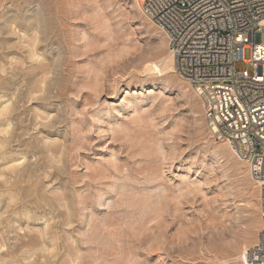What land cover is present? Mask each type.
I'll return each instance as SVG.
<instances>
[{"label": "rangeland", "instance_id": "374dc122", "mask_svg": "<svg viewBox=\"0 0 264 264\" xmlns=\"http://www.w3.org/2000/svg\"><path fill=\"white\" fill-rule=\"evenodd\" d=\"M136 2L0 0V105L12 110L0 140L25 158L1 179L22 176L0 188V255L15 253L0 264H242L256 242L247 168L213 140L184 80L146 69L169 52ZM29 238L39 245L15 247Z\"/></svg>", "mask_w": 264, "mask_h": 264}, {"label": "built area", "instance_id": "2783aa9c", "mask_svg": "<svg viewBox=\"0 0 264 264\" xmlns=\"http://www.w3.org/2000/svg\"><path fill=\"white\" fill-rule=\"evenodd\" d=\"M142 11L165 36L213 140L247 168L261 228L241 263L264 264V0H143Z\"/></svg>", "mask_w": 264, "mask_h": 264}, {"label": "bare ground", "instance_id": "6f19581e", "mask_svg": "<svg viewBox=\"0 0 264 264\" xmlns=\"http://www.w3.org/2000/svg\"><path fill=\"white\" fill-rule=\"evenodd\" d=\"M142 1L143 0H137V5H138V8H139V10L141 11V14H143L142 12ZM146 18V17H145ZM32 19V18H31ZM36 19V18H35ZM35 19H33V20H35ZM147 19V18H146ZM29 21H30V18L28 19ZM150 23H152L149 19H147ZM10 22V21H9ZM25 22H28L27 20L25 21ZM35 22V23H34ZM42 21L40 20V19H38L37 21H33V25H32V27H34L36 30H37V28H38V31H39V29L42 27V30H43V25L41 26L40 24H43V23H41ZM31 23H32V20H31ZM153 24V23H152ZM12 25V24H11ZM154 25V24H153ZM27 26V25H26ZM29 27H31V26H28V28ZM11 28V27H10ZM27 28V27H26ZM13 29V28H12ZM31 29V28H30ZM35 29H33V31L35 32ZM32 30V29H31ZM45 30V29H44ZM11 31V30H10ZM14 32V31H13ZM37 32V31H36ZM36 34V33H35ZM39 34H40V32H39ZM38 35V34H37ZM39 36V35H38ZM36 38V37H35ZM40 39V38H39ZM38 39V40H39ZM37 40V39H36ZM36 40L35 41H33V42H36ZM40 41V40H39ZM31 45H32V43H31ZM34 45V44H33ZM32 45V46H33ZM29 46H30V44H29ZM36 46V45H35ZM35 46H34V48H35ZM31 49V48H30ZM32 50H33V48H32ZM35 52H37V51H35ZM28 57H29V60L30 59H34V57H36V59H34V60H38V59H40L39 57H42V56H40L39 54L37 55V54H35L34 52H30V54H28ZM38 62V61H37ZM160 62H161V64H160ZM160 62H158L159 64H157V63H151V64H149V65H147V67H146V69L148 70V71H150V72H152V73H157V74H162V73H174L175 72V68H174V62H173V57H172V55H171V53L169 52V54L167 55V56H165L163 59H162V61H160ZM46 65V64H45ZM47 67V66H46ZM43 68H44V66H43ZM44 72V76H46L47 75V72L44 70L43 71ZM43 72H42V74H43ZM42 81H44V79H42ZM46 82V81H45ZM41 84V83H40ZM43 84V83H42ZM46 84V83H45ZM44 85V84H43ZM43 85H42V88H43ZM47 87V86H46ZM35 88V87H34ZM40 88H41V86H40ZM59 88V87H58ZM37 89H38V87H37ZM31 90V89H30ZM35 90H36V88H35ZM40 90H45V89H40ZM39 90V92H41ZM38 91V90H37ZM47 92V91H46ZM38 93V92H37ZM29 94H34V91H33V89L31 90V92L29 93ZM8 104V103H7ZM12 105H13V103H12ZM9 106H10V104H9ZM9 106L8 105H0V119H2V118H6V116L8 115V114H12V110H10L9 109ZM14 112V111H13ZM10 116V115H9ZM2 121V120H1ZM8 124V123H7ZM5 125H6V123H5ZM8 126L6 127V126H3L2 124L0 125V135L1 136H5V135H7L8 134ZM6 137V136H5ZM3 139H5V138H3ZM9 139V138H8ZM13 139V138H12ZM7 142V141H6ZM5 140H0V159H2V161H7L4 165H2V169H1V171H0V180L2 179V178H4L5 177V175H6V171H10V173L12 174L15 170H17V169H19L18 167H19V165H21L20 164V162L21 161H19V160H24L25 158L24 157H21L19 160H13V159H8V157H5L4 155H5V152L3 151L4 150V146H5ZM12 156V155H11ZM11 158V157H10ZM11 171H13V172H11ZM18 171H21V170H17V172ZM27 171V170H26ZM24 172V171H23ZM15 173H16V171L14 172V175H15ZM25 173V172H24ZM28 173H29V171H28ZM27 173V174H28ZM31 173V172H30ZM29 173V175H26V177L28 176V178H31V177H33V176H31V174ZM9 175V174H8ZM19 175V174H18ZM7 176V175H6ZM17 177V178H16ZM7 178V177H6ZM6 178L5 179H3V180H1L0 182V188H2L3 187V189H6L7 187H8V184H9V188H11V187H13V186H17L18 184H17V179H19L20 181H21V179L20 178H22V176L21 177H19V176H15V178L14 179H12V181H9L10 180V178H9V180L8 181H5L6 180ZM8 179V178H7ZM11 195V194H10ZM15 195V194H14ZM10 197V196H9ZM9 199V198H8ZM13 198L11 197L10 198V200H12ZM17 200V199H16ZM42 200V199H41ZM7 209L8 208H10L11 210H14V207L13 206H11V203H8L7 202ZM14 205H15V203H14ZM26 208V207H25ZM25 210V209H24ZM14 212V211H13ZM6 213V212H5ZM2 215V214H1ZM0 215V216H1ZM16 216V215H15ZM21 216H23V215H21ZM28 216H29V214H28ZM25 217V216H24ZM13 218V217H12ZM16 218V217H15ZM7 219H9V218H7ZM26 219H27V216H26ZM3 220H4V218H3ZM15 220V219H14ZM13 221V220H12ZM6 222H8L9 223V221H6ZM6 222H4V225H5V223ZM2 224V223H1ZM10 224H12V222L10 221V223H9V225ZM3 225V226H4ZM50 225V224H49ZM8 227V226H7ZM50 227H51V225H50ZM45 228H47V226H45ZM8 229V228H7ZM6 229V230H7ZM9 229H11L10 227H9ZM8 229V230H9ZM5 230V229H4ZM21 230V229H20ZM19 230V231H20ZM45 231L44 232H46V229H44ZM13 231V230H12ZM41 231V230H40ZM6 232V231H5ZM4 232V233H5ZM9 232V231H8ZM43 232V233H44ZM7 233V232H6ZM40 233V232H39ZM41 234H42V232H41ZM40 234V235H41ZM6 235V234H5ZM48 235V234H47ZM44 237H45V235H43ZM41 238V237H40ZM7 239V238H6ZM9 239V238H8ZM3 240V239H2ZM50 240V239H49ZM38 244V239H37V241H36V239L35 238H29L28 239V241L27 242H22L20 245H17V246H15V247H17L18 249L19 248H26V249H28V248H30V247H33L35 244ZM40 243V242H39ZM2 244V242L0 243V251L2 250V249H4V245H1ZM39 245V244H38ZM47 244L45 243V241L44 240H42L41 241V247H40V249L39 248H37V249H39V251H40V253L42 252V253H47L48 254V252L49 251H52V249L51 248H46L47 246H46ZM37 246V245H36ZM10 247V246H9ZM49 247V246H48ZM54 247V246H53ZM6 249V248H5ZM51 249V250H50ZM9 250V249H8ZM8 250H6L3 254H1L2 256L4 255V256H7L9 259H11V260H13V262L15 261L14 260V257H15V253H14V251L12 252H8ZM54 250V249H53ZM16 251V250H15ZM245 252V251H244ZM49 253H51V252H49ZM17 254V253H16ZM0 255V256H1ZM42 255V254H41ZM40 255V256H41ZM44 255H46V254H43V257H42V259L44 258L45 259V257H44ZM243 255V254H242ZM242 255L240 256V259H241V257H242ZM55 256V255H54ZM33 256L31 255V257H29L30 259L32 258ZM46 257H48V256H46ZM51 257H53V256H51ZM1 258H3V257H1ZM5 258V257H4ZM18 258V257H17ZM28 258V259H29ZM40 258V257H39ZM55 258V257H54ZM27 258H24L23 260H28ZM48 259V258H47ZM53 259V258H52ZM1 260V259H0ZM50 260V259H49ZM2 262L4 261V260H1ZM13 262H10V264H13ZM30 262V261H29ZM47 262H50V261H47ZM3 264V263H2ZM5 264H6V262H5ZM7 264H9L8 262H7ZM14 264H16V263H14ZM18 264V263H17ZM20 264V263H19Z\"/></svg>", "mask_w": 264, "mask_h": 264}, {"label": "snow or ice", "instance_id": "6c2138e0", "mask_svg": "<svg viewBox=\"0 0 264 264\" xmlns=\"http://www.w3.org/2000/svg\"><path fill=\"white\" fill-rule=\"evenodd\" d=\"M237 39H240V37H237Z\"/></svg>", "mask_w": 264, "mask_h": 264}]
</instances>
